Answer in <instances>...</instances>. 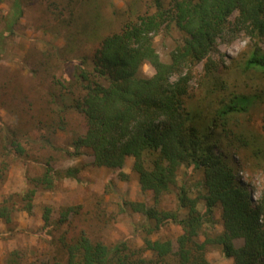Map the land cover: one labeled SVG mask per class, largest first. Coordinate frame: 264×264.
Segmentation results:
<instances>
[{
    "label": "trees",
    "instance_id": "obj_1",
    "mask_svg": "<svg viewBox=\"0 0 264 264\" xmlns=\"http://www.w3.org/2000/svg\"><path fill=\"white\" fill-rule=\"evenodd\" d=\"M151 8V12L137 15L117 32L102 37L89 58L74 60L84 92L74 108L86 125L84 135L72 144L74 156L88 149L95 166L117 172L121 180L128 177L122 171L126 160L133 159L132 172L141 191L152 194L153 204L130 201L121 208L142 218V246L136 248L126 241L108 246L83 233L72 238L62 234L55 241L50 263L45 264H209L205 259L208 246L218 247L224 258L233 260L232 264H264V189L257 205H252L247 186L238 180L236 161L217 148L212 135L213 128L219 129L223 137L235 136L228 146L236 151L253 144L252 137L235 135L229 126L237 115L247 113L256 97L233 95L210 117L187 104L191 71L205 61L204 71L210 80V54L218 40L229 43L239 32L246 34L253 44L242 70L264 73V51L260 46L264 40V0H171L168 6L164 0H151ZM234 13L237 15L230 23ZM20 16V0H12L5 32H0L1 41ZM170 29L178 31L182 41L165 63L153 39ZM145 64L154 70L151 77L140 75ZM10 132L6 138L11 135L10 144L20 156L24 149L14 131ZM259 154L261 149L254 150L256 158ZM181 168L202 174L194 197L184 184L177 186ZM79 172L78 168H67L59 173L47 166L40 177L30 180L32 187L20 196L22 210L32 214V199L39 187L52 190L55 179L77 180ZM174 188L177 210L159 209L162 197ZM200 202L203 211L198 209ZM216 207L221 209L222 232L207 233L205 227L212 229ZM179 210L185 211L183 218ZM72 211L73 207L62 209L54 222L51 208L44 207L40 235L50 240V230L68 222ZM12 214L7 201L0 204L4 224H11ZM169 223L181 228L175 240H151L152 234ZM200 236L202 242H198ZM237 240L243 245L236 247ZM21 260L19 251L14 250L4 264H21Z\"/></svg>",
    "mask_w": 264,
    "mask_h": 264
},
{
    "label": "rangeland",
    "instance_id": "obj_2",
    "mask_svg": "<svg viewBox=\"0 0 264 264\" xmlns=\"http://www.w3.org/2000/svg\"><path fill=\"white\" fill-rule=\"evenodd\" d=\"M170 1L164 0V4L168 6ZM11 4L12 0H1L0 32H5ZM20 4L21 16L11 33L0 40V204L7 201L13 209L10 225L0 220V264L14 250L19 251L21 264L50 263L55 241L62 234L72 238L83 233L108 246L126 241L141 247L142 218L121 208L130 201L153 204L152 194L141 191L132 172L133 159L126 160L122 171L128 177L121 180L117 172L95 166L88 149H81L74 156L72 144L86 131L83 116L74 108L84 93L74 60L89 58L102 37L117 32L137 15L151 12V0H20ZM236 15L230 16V23ZM181 41L182 35L170 29L156 35L153 44L160 59L167 63ZM252 44L242 32L229 43L218 40L210 54V80L204 71L205 61L191 71L187 104L210 117L233 95L256 97L247 113L237 115L229 126L235 135L252 137L254 147L251 144L236 151L228 146L235 136L223 137L219 129L213 128L212 135L217 148L236 161L238 180L247 186L252 205H257L264 189V73L242 70ZM260 46L264 51V40ZM153 74L148 64L140 69L141 76ZM6 130L9 134L14 131L24 149L22 155L14 152ZM257 148L262 150L259 158L253 155ZM47 166L59 173L67 168H78L80 172L77 180L55 179L52 190L39 187L29 215L22 210L24 202L20 196L32 187L30 180L40 177ZM201 181L202 174L197 170L188 172L181 168L177 176V186L184 184L192 197ZM176 192L174 188L163 196L159 209L176 211ZM46 206L51 208L54 222L59 220L62 209L73 207L68 222L50 230V240L40 235ZM198 209L203 211V202ZM178 213L180 218L185 215L184 210ZM205 229L211 234L222 232L220 207L213 211L212 229ZM181 233L178 225L169 223L150 238L175 240ZM202 241L200 236L198 242ZM234 245L240 247L243 241H234ZM146 257L152 259L149 254ZM205 259L209 264L233 263L216 246L207 247Z\"/></svg>",
    "mask_w": 264,
    "mask_h": 264
}]
</instances>
